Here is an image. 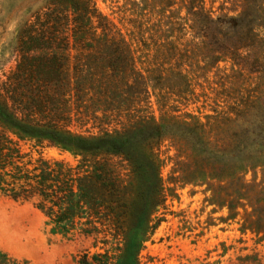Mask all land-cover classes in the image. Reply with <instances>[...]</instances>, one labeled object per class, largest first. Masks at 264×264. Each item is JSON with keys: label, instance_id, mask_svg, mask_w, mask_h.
<instances>
[{"label": "rangeland", "instance_id": "1", "mask_svg": "<svg viewBox=\"0 0 264 264\" xmlns=\"http://www.w3.org/2000/svg\"><path fill=\"white\" fill-rule=\"evenodd\" d=\"M250 1L247 7L244 0H202L219 33L216 41L192 25L194 15L185 0H0L1 93L23 53L20 35L58 29L72 43L77 4L95 11L92 24L108 22L129 45L126 78L101 88L104 104L118 107L113 115L104 120L101 111L96 113L103 122L92 115L81 121L74 116L70 126L85 135L133 128L136 133L120 148L138 159L150 149L161 164L159 189L152 188L154 178L136 171L134 205L123 233L107 234L114 264H264L249 256L251 235L231 226L226 207L218 211L214 177L220 173L221 179H230L231 163L234 171L264 169V58L243 64L223 46L231 45V37L236 40V23H263L258 6L264 0ZM258 42L264 48V34ZM80 51L77 46L65 51L69 72ZM150 117L158 121L161 135L144 140L138 127ZM19 143L27 147L24 140ZM43 152L73 164L79 158L55 146ZM108 157L123 178L132 177L134 163L126 153ZM157 219L163 221L151 234ZM94 241L83 233L71 238L52 234L33 201L0 197V249L12 257L27 264H79L82 251L97 249Z\"/></svg>", "mask_w": 264, "mask_h": 264}, {"label": "trees", "instance_id": "2", "mask_svg": "<svg viewBox=\"0 0 264 264\" xmlns=\"http://www.w3.org/2000/svg\"><path fill=\"white\" fill-rule=\"evenodd\" d=\"M185 1L188 12L194 15L192 25L217 41L219 33L211 11L204 8L202 0ZM244 1L247 7L253 4ZM259 4L258 9L264 11L262 2ZM74 7L72 43L58 29L43 28L20 35L21 59L4 82V92H0V197L33 201L52 234L65 238L78 233L93 235L97 249L82 251L77 258L79 264H114L115 251L106 248L107 234L123 233L134 205L136 171L141 169L143 175L154 178L152 188L159 189L163 184L161 164L150 149L146 157L138 159L129 149L120 148L119 143L136 133L133 128H104L97 134L85 135L70 127L74 116L81 121L92 115V119L103 122L96 113L101 111L104 120L113 115L118 107L104 104L101 90L126 78L127 58H132L127 41L115 34L108 22L94 25L95 11L78 4ZM258 26L254 22L236 23V40L231 37V45L223 44L231 55L243 58V64L252 57L256 62L264 58V48L258 42L264 34V21ZM75 46L81 51L74 56L69 72V54L65 51ZM138 130H144V138L139 135L144 140L161 135L154 117L148 124L141 123ZM19 140H24L27 147ZM48 146L70 151L79 158L73 164L49 157L43 152ZM119 152L126 153V160L134 163L128 180L108 157L109 153ZM235 168L231 163L230 179L214 174L219 182L215 188L219 193L217 208L221 211L226 207L231 226L241 234L251 235L249 256L264 261V169L240 167L234 171ZM162 221L153 222L151 234ZM0 264L27 262L0 249Z\"/></svg>", "mask_w": 264, "mask_h": 264}]
</instances>
